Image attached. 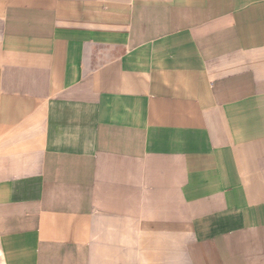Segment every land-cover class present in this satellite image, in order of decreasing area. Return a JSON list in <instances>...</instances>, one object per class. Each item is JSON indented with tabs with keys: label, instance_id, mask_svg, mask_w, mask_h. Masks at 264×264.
<instances>
[{
	"label": "crops",
	"instance_id": "crops-1",
	"mask_svg": "<svg viewBox=\"0 0 264 264\" xmlns=\"http://www.w3.org/2000/svg\"><path fill=\"white\" fill-rule=\"evenodd\" d=\"M4 264H264V0H0Z\"/></svg>",
	"mask_w": 264,
	"mask_h": 264
},
{
	"label": "bare ground",
	"instance_id": "bare-ground-1",
	"mask_svg": "<svg viewBox=\"0 0 264 264\" xmlns=\"http://www.w3.org/2000/svg\"><path fill=\"white\" fill-rule=\"evenodd\" d=\"M2 251L0 250V264H4L3 260H2Z\"/></svg>",
	"mask_w": 264,
	"mask_h": 264
}]
</instances>
